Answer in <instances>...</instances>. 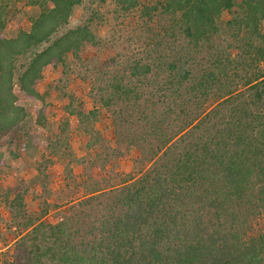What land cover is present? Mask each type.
Masks as SVG:
<instances>
[{
	"label": "trees",
	"instance_id": "trees-1",
	"mask_svg": "<svg viewBox=\"0 0 264 264\" xmlns=\"http://www.w3.org/2000/svg\"><path fill=\"white\" fill-rule=\"evenodd\" d=\"M71 56L97 106L68 96L60 132L102 149L107 113L139 169L62 205L37 194V212L6 195L4 264H264V0H0L1 144L37 139L44 69Z\"/></svg>",
	"mask_w": 264,
	"mask_h": 264
},
{
	"label": "rangeland",
	"instance_id": "rangeland-1",
	"mask_svg": "<svg viewBox=\"0 0 264 264\" xmlns=\"http://www.w3.org/2000/svg\"><path fill=\"white\" fill-rule=\"evenodd\" d=\"M80 16L81 11L78 9L74 12L71 27L78 24ZM25 19L22 16L14 29L8 30L7 35L14 34L19 28L27 29ZM77 64L71 56L66 62L67 67L59 65L55 69L51 67L44 69L45 79L41 83V90L47 93L46 126L38 128L37 139L32 141L31 136L29 137L31 141L24 138L23 141L14 144L9 141L10 137H6L2 144L0 143V154L4 162L0 164V264H4L6 259L12 260L16 238L19 235L18 229L11 225L9 213L4 207L6 195L13 198L16 193L27 191L28 193L24 195L26 206L29 210L37 212V204L33 199L37 194L44 198L42 202L49 191V196H54L50 204L62 205L70 197H79L82 194L83 182L86 188H92L94 185L106 188L117 184L122 178L120 175L135 174L139 169L137 150L123 145L112 149L115 139L111 137L112 130L107 121V113H103L101 121L95 125L97 126L95 129L100 131L105 142L102 149L88 148L86 144L91 137L83 135L79 127L73 126L65 133L60 132L65 122L64 106L67 105L68 96L72 94L80 101L82 94V100L87 106L94 108L97 106L95 102L90 103L86 97L89 86L87 82H80L78 74L80 65ZM41 106L40 102L35 101H27L24 104L31 114ZM32 126L34 125H30ZM55 136L61 138L60 143H63V140L69 143L70 140V147L61 146L60 151L56 153L51 149L46 150V146L53 143ZM82 162L84 164H81Z\"/></svg>",
	"mask_w": 264,
	"mask_h": 264
}]
</instances>
